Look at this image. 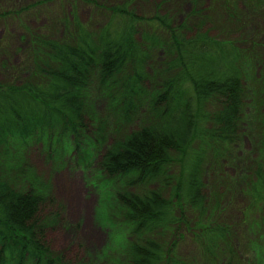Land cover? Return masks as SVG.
I'll use <instances>...</instances> for the list:
<instances>
[{"label": "trees", "instance_id": "trees-1", "mask_svg": "<svg viewBox=\"0 0 264 264\" xmlns=\"http://www.w3.org/2000/svg\"><path fill=\"white\" fill-rule=\"evenodd\" d=\"M89 3L103 14L100 30L75 18L62 39L32 35L30 75L20 85L0 81V158L22 154L55 128L79 147L93 126L90 151L101 154L100 172L127 188L112 195L126 244L116 245L109 264H185L177 257L180 229L191 230L194 219L200 254L213 264L232 232L215 222L218 203L211 213L205 204L203 163L222 157L237 139L241 51L204 30L210 14L174 27L160 14L164 1L149 12L136 0ZM159 52L164 59L151 83L148 64ZM92 78L107 101L106 118L88 110ZM263 83L264 74L262 92ZM33 190L19 192L0 175V264H61L45 235L60 224L63 209ZM244 194L245 224L264 206L263 170Z\"/></svg>", "mask_w": 264, "mask_h": 264}, {"label": "rangeland", "instance_id": "rangeland-1", "mask_svg": "<svg viewBox=\"0 0 264 264\" xmlns=\"http://www.w3.org/2000/svg\"><path fill=\"white\" fill-rule=\"evenodd\" d=\"M92 1L97 0H0V81L20 85L30 75L28 56L32 35L62 39L64 34L72 33L75 18L85 24L91 22L92 31L100 30L103 14L94 10L89 3ZM100 1L108 4L124 0ZM136 1L139 6H145L146 12L164 1L160 14L167 13L174 27L186 21L189 25L210 14L204 22V30L221 41L234 42L236 49L241 51L238 67L245 95L237 139L222 157L205 158L203 191L210 213L216 203L219 205L215 222L227 225L232 232L229 244L220 247L216 254H221V259L213 260V264H264V206L250 221H244L245 224L242 213L248 205L244 194L247 184L254 179L257 169L264 171L261 120L264 118V92L260 90L264 74V0ZM163 59L164 55L159 52L149 62L147 72L151 83ZM86 95L90 115L106 118L107 101L95 78L90 81ZM119 118L120 113L116 120L111 115V125L118 123ZM60 134L57 128L44 131L38 143L29 150L0 158V175L19 192L34 189L36 194L52 195L60 204L62 221L45 236L61 264L113 263L116 245L123 240L120 245L123 250L126 238L118 222L120 210L112 195L127 188L119 181L104 179L100 172L101 154L91 155L90 151L95 138L93 126L89 125L82 135L79 147L70 134ZM47 141H50L49 147ZM28 170H33L32 175ZM193 223L195 219L191 230L180 229L182 239L177 257L185 264H212L200 254Z\"/></svg>", "mask_w": 264, "mask_h": 264}]
</instances>
